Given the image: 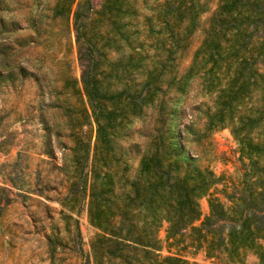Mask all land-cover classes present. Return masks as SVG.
<instances>
[{"label":"trees","instance_id":"obj_1","mask_svg":"<svg viewBox=\"0 0 264 264\" xmlns=\"http://www.w3.org/2000/svg\"><path fill=\"white\" fill-rule=\"evenodd\" d=\"M74 2L59 0L53 11L72 25L81 66L80 84L70 70L64 86L81 101L86 97L80 124L92 118L96 125L94 141L76 146L83 152L76 159L73 183L88 189L87 215L96 229L93 264H189L180 256L157 253L162 222L167 223L169 244L187 239L207 256L228 263L241 262L245 252L252 251L264 264V0H218L206 35L180 74L173 69L178 44L166 46L158 38L148 49L143 41L133 44L127 23L116 20L92 33L87 28L90 0H76L71 12ZM185 2L179 0L174 8L175 1L167 3L160 22L170 27L172 19L179 25ZM111 4L104 0L103 10L130 14L122 2L115 8ZM153 32L149 24L148 35ZM121 41L129 52L119 51ZM110 44L114 54L107 55ZM0 53V66L8 67L6 51ZM201 53L207 57L198 60ZM197 68L205 77L203 87L216 93L215 110L207 112L202 132L191 123L179 128V98L170 93L174 89L183 94ZM19 71L26 72L24 67ZM253 98L257 103L248 105ZM144 115L133 138L134 119ZM214 121L230 128L239 157L245 160L237 180L227 184L209 167L193 164L184 147V132L199 140ZM204 196L208 212L200 219L199 199ZM66 218L73 219L81 238L77 219Z\"/></svg>","mask_w":264,"mask_h":264},{"label":"rangeland","instance_id":"obj_2","mask_svg":"<svg viewBox=\"0 0 264 264\" xmlns=\"http://www.w3.org/2000/svg\"><path fill=\"white\" fill-rule=\"evenodd\" d=\"M58 1L0 0V51H6L9 61L8 67L0 66V264H93L91 241L96 229L88 220V189L76 188L73 183L76 159L83 152L76 146L84 140L94 141L96 125L92 118L80 124L86 97L82 96L81 101L64 86L70 70L80 84L81 66L72 25L64 15H54ZM172 1L174 8L179 0H111L113 8L121 2L129 7L130 14L122 15L114 9L103 10L104 0H90L87 28L100 33L116 20L127 23L125 29L131 33L133 44L143 41L148 49L157 38L166 46L178 44L173 69L180 74L206 35L218 0H186L181 7L185 18L179 25L171 19L170 27H165L159 14ZM75 5L76 0L71 12ZM145 16L151 17L150 21ZM149 24L154 28L150 36ZM119 51L127 53L130 49L121 41ZM105 52L114 54L113 44L107 45ZM202 57L207 55L201 53L197 59ZM20 67L25 68L24 75ZM9 71L13 74L7 78ZM204 78L197 68L186 81L183 94L171 90L182 110L179 128L191 123L193 129L202 132L207 112L215 110L216 93L203 87ZM111 83L112 88L118 85L114 78ZM256 103L253 98L248 105ZM144 118L147 115L134 119L133 138H137L136 127ZM184 134V147L191 152L193 164L209 167L223 177V183L237 180L245 160L239 157L229 127L214 121L211 131L199 140L189 132ZM49 149L51 154L46 153ZM199 204L202 219L208 212L207 196L201 197ZM67 215L77 219L81 238ZM166 227L167 223L162 222L158 231L160 256L177 255L189 264H259L252 251H246L241 262L228 263L207 256L187 239L169 244L165 240Z\"/></svg>","mask_w":264,"mask_h":264}]
</instances>
